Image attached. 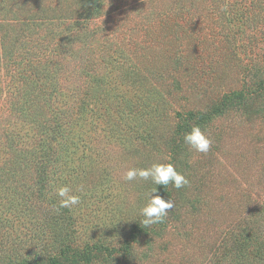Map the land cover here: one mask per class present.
<instances>
[{
	"label": "rangeland",
	"instance_id": "1",
	"mask_svg": "<svg viewBox=\"0 0 264 264\" xmlns=\"http://www.w3.org/2000/svg\"><path fill=\"white\" fill-rule=\"evenodd\" d=\"M156 163L189 184L144 227ZM79 260L264 264V0H0V264Z\"/></svg>",
	"mask_w": 264,
	"mask_h": 264
},
{
	"label": "clouds",
	"instance_id": "2",
	"mask_svg": "<svg viewBox=\"0 0 264 264\" xmlns=\"http://www.w3.org/2000/svg\"><path fill=\"white\" fill-rule=\"evenodd\" d=\"M184 142L199 153H207L212 145V140L199 125L192 126L191 131L184 135ZM124 178L129 182L138 178L145 181L151 180L153 184L164 188L171 184L177 190L189 184L186 176L177 171L173 163H156L149 168H130L126 171ZM71 192L72 190L68 186L60 187L57 190V195L61 198V207L79 203L80 197L72 195ZM157 193L158 189H154L150 193L147 203L140 210L143 217L140 223L144 227L162 223L175 206L170 198L165 199Z\"/></svg>",
	"mask_w": 264,
	"mask_h": 264
},
{
	"label": "trees",
	"instance_id": "3",
	"mask_svg": "<svg viewBox=\"0 0 264 264\" xmlns=\"http://www.w3.org/2000/svg\"><path fill=\"white\" fill-rule=\"evenodd\" d=\"M236 96H234L233 98H230V96H225L223 98V100L221 101L220 105L217 106V109H215V111L213 112H210V113H191L190 114V118L192 120H194L197 124H202V123H205V122H208V121H211V119L214 117V116H219L221 114L224 113V111H226L228 108H229V104L235 100ZM192 127V126H191ZM191 127L189 128V126H185V127H181V131L183 133V139H184V135L187 133V132H190V129ZM178 151L181 150L180 147H177ZM162 192L165 194V196L167 197V199L170 198V189H169V185L164 188L162 187ZM89 260L87 259V262ZM80 260L77 261V262H73L72 264H79ZM55 264H59L58 262H55ZM65 264V263H63Z\"/></svg>",
	"mask_w": 264,
	"mask_h": 264
}]
</instances>
